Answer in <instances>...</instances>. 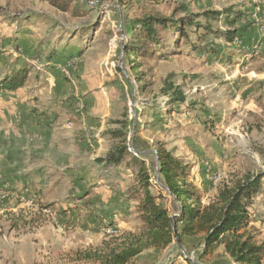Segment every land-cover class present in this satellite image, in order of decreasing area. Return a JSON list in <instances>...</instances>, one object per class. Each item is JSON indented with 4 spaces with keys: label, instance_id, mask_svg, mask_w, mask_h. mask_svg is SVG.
<instances>
[{
    "label": "rangeland",
    "instance_id": "rangeland-1",
    "mask_svg": "<svg viewBox=\"0 0 264 264\" xmlns=\"http://www.w3.org/2000/svg\"><path fill=\"white\" fill-rule=\"evenodd\" d=\"M69 1L64 12L50 0H0V79L31 70L24 87L0 90V111L23 106L50 128L45 153L34 155L35 179L21 189L0 182V264H116L117 254L136 248L125 264H240L223 243L205 248L202 234L155 248L138 214L136 170L96 159L136 136L151 189L163 190L173 213L159 147L191 166L204 204L224 184L264 172V0ZM229 6L245 12L233 42L221 36L222 21L201 16ZM149 14L191 16L194 24L180 42L166 34L155 57L139 56L134 68L123 44ZM168 84L186 102L171 103ZM250 212L247 231L264 243V185Z\"/></svg>",
    "mask_w": 264,
    "mask_h": 264
},
{
    "label": "trees",
    "instance_id": "trees-1",
    "mask_svg": "<svg viewBox=\"0 0 264 264\" xmlns=\"http://www.w3.org/2000/svg\"><path fill=\"white\" fill-rule=\"evenodd\" d=\"M138 1L150 3L152 0ZM50 3L64 12L71 7L69 0H50ZM174 16L175 14L172 16L149 14L136 19L130 26V39L123 44V59L134 64V68H139L141 64H136L137 58L139 56L154 58L156 46L164 41L166 34L172 38L174 32L178 33L175 43L180 42L183 37L188 38L186 28L193 26L194 19L191 16L176 19ZM201 16L207 22L211 19L222 21L228 29L220 31L221 36L227 42H233L238 37L237 25L244 19L245 12L229 6L221 10L203 11ZM196 26L203 25L196 23ZM206 27L212 31L211 24H207ZM30 72L28 65H23L4 75L0 79V90L14 92L24 87ZM167 89L173 90L169 93L171 103L186 102V96L181 88L168 84ZM133 146L140 150L136 136L133 137ZM156 153L161 186L174 198L175 213L161 201L163 190L153 193L145 159L131 151L125 140L111 149L106 156L96 159L99 163L115 166L126 162L127 167L136 170L138 176L136 190L137 194L141 195L138 214L141 215L151 245L162 249L173 240L182 243L185 236L202 234L205 248L223 243L226 251L236 262L264 264V243H255L253 236L247 231L252 222L250 208L264 185V172L224 184L218 189L216 199L204 204L202 190L191 178V166L164 147H159ZM41 208L45 209L48 206L41 205ZM140 251L141 248H136L125 254H117L116 264H125Z\"/></svg>",
    "mask_w": 264,
    "mask_h": 264
},
{
    "label": "crops",
    "instance_id": "crops-1",
    "mask_svg": "<svg viewBox=\"0 0 264 264\" xmlns=\"http://www.w3.org/2000/svg\"><path fill=\"white\" fill-rule=\"evenodd\" d=\"M24 111L23 106L19 107L17 113L15 107L0 111V133L4 138L0 146V182L12 179L14 187L18 189L35 179L37 172L34 155L45 153L47 138L43 132L50 129L48 126L39 125L35 114L25 115ZM97 113L93 106L91 114ZM90 121L92 126L96 122L92 119ZM28 136L31 138L30 141H34L33 145L27 144Z\"/></svg>",
    "mask_w": 264,
    "mask_h": 264
},
{
    "label": "water",
    "instance_id": "water-1",
    "mask_svg": "<svg viewBox=\"0 0 264 264\" xmlns=\"http://www.w3.org/2000/svg\"><path fill=\"white\" fill-rule=\"evenodd\" d=\"M134 131H135V129H134ZM129 149L131 150V151H133L135 154H137V155H140V154H142L144 151H139V150H136L135 149V147L133 146V142H132V138L130 139V141H129ZM157 162H158V159H157ZM158 173H159V170H158ZM157 173V174H158Z\"/></svg>",
    "mask_w": 264,
    "mask_h": 264
},
{
    "label": "built area",
    "instance_id": "built-area-1",
    "mask_svg": "<svg viewBox=\"0 0 264 264\" xmlns=\"http://www.w3.org/2000/svg\"><path fill=\"white\" fill-rule=\"evenodd\" d=\"M195 251L191 252L190 255H186L187 258H194ZM193 260V259H192Z\"/></svg>",
    "mask_w": 264,
    "mask_h": 264
}]
</instances>
